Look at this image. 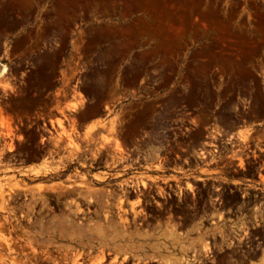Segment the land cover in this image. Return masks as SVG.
<instances>
[{"label": "rangeland", "instance_id": "obj_1", "mask_svg": "<svg viewBox=\"0 0 264 264\" xmlns=\"http://www.w3.org/2000/svg\"><path fill=\"white\" fill-rule=\"evenodd\" d=\"M0 63V264H144L143 157L263 154L264 0H0Z\"/></svg>", "mask_w": 264, "mask_h": 264}, {"label": "flooded vegetation", "instance_id": "obj_2", "mask_svg": "<svg viewBox=\"0 0 264 264\" xmlns=\"http://www.w3.org/2000/svg\"><path fill=\"white\" fill-rule=\"evenodd\" d=\"M216 143L143 157L144 170L129 175L119 196L144 264H264V150L245 154L238 141Z\"/></svg>", "mask_w": 264, "mask_h": 264}, {"label": "bare ground", "instance_id": "obj_3", "mask_svg": "<svg viewBox=\"0 0 264 264\" xmlns=\"http://www.w3.org/2000/svg\"><path fill=\"white\" fill-rule=\"evenodd\" d=\"M6 75H7V68L5 67V66H3L1 63H0V80H2V79H4L5 77H6ZM5 123H6V127L9 129V133L11 132L10 131V126L7 124L8 122H4V124H3V126H5ZM58 127H62V122H58ZM7 129V130H8ZM62 129H63V127H62ZM63 132H65V131H63ZM66 133V132H65ZM65 133H64V135H65ZM9 135V134H8ZM68 135V134H67ZM66 137V136H65ZM68 137V139L71 141V138L69 137V135L67 136ZM66 137V138H67ZM68 147H71V148H74V147H76L75 145H73V143H72V141H71V144H69L68 145ZM12 148V147H11ZM76 149H78V147H76ZM117 149L118 150H120V148L119 147H117ZM120 186V185H119ZM121 188V190H122V188L123 187H120ZM1 194V193H0ZM3 199V198H2ZM123 202V201H122ZM121 202V203H122ZM103 259V258H102ZM101 260V259H100Z\"/></svg>", "mask_w": 264, "mask_h": 264}, {"label": "built area", "instance_id": "obj_4", "mask_svg": "<svg viewBox=\"0 0 264 264\" xmlns=\"http://www.w3.org/2000/svg\"><path fill=\"white\" fill-rule=\"evenodd\" d=\"M218 143H220V144H228V143H233V141L229 140V139H226V140H222L220 142H217L215 145H217Z\"/></svg>", "mask_w": 264, "mask_h": 264}]
</instances>
